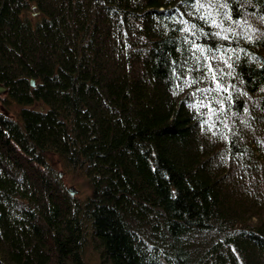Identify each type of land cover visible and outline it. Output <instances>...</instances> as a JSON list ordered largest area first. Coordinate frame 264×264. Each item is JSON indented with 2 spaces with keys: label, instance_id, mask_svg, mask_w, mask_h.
Listing matches in <instances>:
<instances>
[{
  "label": "trees",
  "instance_id": "obj_1",
  "mask_svg": "<svg viewBox=\"0 0 264 264\" xmlns=\"http://www.w3.org/2000/svg\"><path fill=\"white\" fill-rule=\"evenodd\" d=\"M0 82V264H264V0H0Z\"/></svg>",
  "mask_w": 264,
  "mask_h": 264
},
{
  "label": "rangeland",
  "instance_id": "obj_2",
  "mask_svg": "<svg viewBox=\"0 0 264 264\" xmlns=\"http://www.w3.org/2000/svg\"><path fill=\"white\" fill-rule=\"evenodd\" d=\"M39 12L36 10L32 13V15H36ZM2 97L6 95V92L0 93ZM35 107H43L42 102H36L33 104ZM1 109L6 112L8 115L16 117L17 113L20 110V105L17 103H12L10 107L8 106H1ZM66 186L68 189L74 190V196L79 198L80 200H84L89 194L92 193V187L90 183L88 182L87 178L84 176H77V175H68L66 177ZM84 263L85 264H100V257L97 250L93 247V245L90 243L86 244L84 251Z\"/></svg>",
  "mask_w": 264,
  "mask_h": 264
},
{
  "label": "water",
  "instance_id": "obj_3",
  "mask_svg": "<svg viewBox=\"0 0 264 264\" xmlns=\"http://www.w3.org/2000/svg\"><path fill=\"white\" fill-rule=\"evenodd\" d=\"M30 82H31V84L33 85V86H35L36 85V80H35V78H31L30 79ZM7 91V87H6V85H4L2 82H0V93H2V92H6ZM61 175H63V172L61 171ZM69 191H70V193L71 194H73L74 195V190H72L71 188L69 189Z\"/></svg>",
  "mask_w": 264,
  "mask_h": 264
},
{
  "label": "snow or ice",
  "instance_id": "obj_4",
  "mask_svg": "<svg viewBox=\"0 0 264 264\" xmlns=\"http://www.w3.org/2000/svg\"><path fill=\"white\" fill-rule=\"evenodd\" d=\"M197 2H199V0H197ZM209 15H210V13H209ZM212 23L215 24V20H213ZM186 30H187V29H186ZM217 35H219V33H217ZM225 39H227V37H225ZM193 47H195V48H199V45H195V44H194ZM229 67H230V66H229ZM213 79H215V76H213Z\"/></svg>",
  "mask_w": 264,
  "mask_h": 264
},
{
  "label": "bare ground",
  "instance_id": "obj_5",
  "mask_svg": "<svg viewBox=\"0 0 264 264\" xmlns=\"http://www.w3.org/2000/svg\"><path fill=\"white\" fill-rule=\"evenodd\" d=\"M7 92V91H6ZM3 93V92H2Z\"/></svg>",
  "mask_w": 264,
  "mask_h": 264
}]
</instances>
